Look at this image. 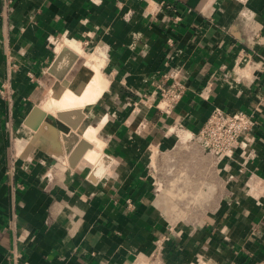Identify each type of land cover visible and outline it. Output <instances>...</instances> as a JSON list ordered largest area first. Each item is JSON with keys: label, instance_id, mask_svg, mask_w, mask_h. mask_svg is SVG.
<instances>
[{"label": "crops", "instance_id": "1", "mask_svg": "<svg viewBox=\"0 0 264 264\" xmlns=\"http://www.w3.org/2000/svg\"><path fill=\"white\" fill-rule=\"evenodd\" d=\"M153 2L158 11L146 0H0V84L13 88L9 109L0 98V264H264V73L235 67L238 55L264 61V0ZM65 36L104 52L107 86L53 116L40 109L50 91L88 82L69 51L52 66ZM167 65L184 87L173 111L133 106ZM214 109L258 110L246 150L215 164L196 143L171 176L147 164L149 149H177L170 129L196 132ZM76 111L66 151L71 128L57 114L74 123ZM43 124L59 154L36 132ZM87 129L103 146L92 165Z\"/></svg>", "mask_w": 264, "mask_h": 264}, {"label": "built area", "instance_id": "2", "mask_svg": "<svg viewBox=\"0 0 264 264\" xmlns=\"http://www.w3.org/2000/svg\"><path fill=\"white\" fill-rule=\"evenodd\" d=\"M146 1L149 3L148 6L151 7L152 12L158 11V9H156L157 5L153 0ZM158 5L162 7L164 3L160 2ZM47 42L48 45L53 46L58 43V39L50 37L47 39ZM168 42H170V39ZM236 60L235 67L243 63L245 65H250L254 70L264 73V61L255 65L250 55H238ZM180 70L181 69H171L168 66L167 70L160 76L158 83L155 84L156 93L147 95L142 94L138 102L133 103V106L148 103L150 108H154L160 113L169 115L179 103L184 93V87L180 82ZM0 98L8 105V109L12 106L13 88L10 80L1 82ZM255 111L258 110L256 109L251 112L239 110L234 112H223L220 109H214L198 131L188 134L186 142L193 140L197 143L200 149L213 159V163L215 164L233 159L238 150L244 151L248 147L244 139L250 137L254 130ZM262 112H264V110ZM183 128L182 125H177L175 131L172 133H175V137L178 135L179 138L180 132L184 131ZM184 133H186V131H184ZM248 158H254V155L250 154ZM129 206L128 204V207Z\"/></svg>", "mask_w": 264, "mask_h": 264}, {"label": "bare ground", "instance_id": "3", "mask_svg": "<svg viewBox=\"0 0 264 264\" xmlns=\"http://www.w3.org/2000/svg\"><path fill=\"white\" fill-rule=\"evenodd\" d=\"M59 46H58V48H59ZM62 48L67 49L70 54L75 55L77 57L78 56L80 57L81 55H83V56L85 55V63L83 62V64L85 67H88L92 70V74H91V77L89 78V80H87L88 78L85 79L88 82L85 85L80 86L81 88L78 90V92H75V90L73 91L72 89H69V88H63L60 90L58 89L59 90L58 92H56V91H50L49 92V94L47 95V98L45 99V101L40 106V109L42 111H44L45 113L52 114L53 116H54L55 112L56 113H57V111L62 112L60 110H63V109H83L86 105H89V104L96 102L98 100V98L100 97L102 91H104V89L107 86V81L104 79L103 75H101V72H100L101 66L98 64H94V63H96V61L102 62V63L105 62L104 61V55L105 54L103 51H101V50L97 51L96 50V52H95L93 50L94 52L87 54L84 52V50L82 49L79 42H77L71 38H68V37H65L63 39ZM75 62H74V64H75ZM74 64L70 69L75 67ZM60 67H62V65ZM91 70H89V71H91ZM50 125H51V123H50ZM45 127H46V125L44 126V124H43L42 126H40L38 128V130L36 129L37 130L36 132L39 134H43L46 137L47 141H50L51 143L54 144V147H53L54 148V150H53L54 155L57 153L59 154V152L57 151V148L59 146L58 145L59 144V133H57L55 131V128H53L51 126H49L47 129H45ZM173 130L174 129H170L169 132H173ZM95 133H96V130L87 129L84 131V134H83V138L86 139L91 144V146H89L87 149L88 151H87L86 155L82 159L85 163H87L89 165H92V163L100 156L99 150L101 148H103V146L100 143H98V141L96 140ZM188 134L189 133H185L184 135H180L179 138L182 141H184V140H186V137L188 136ZM16 143H17V148L19 150L21 148V146H20L21 142L17 141ZM21 145H22V148H21V150H22L24 148L23 147L24 145L23 144H21ZM154 150H156V149L155 148L149 149L148 155L154 154ZM51 153H52V151H51ZM64 158H65V156H64ZM252 183H254V182L252 181Z\"/></svg>", "mask_w": 264, "mask_h": 264}, {"label": "rangeland", "instance_id": "4", "mask_svg": "<svg viewBox=\"0 0 264 264\" xmlns=\"http://www.w3.org/2000/svg\"><path fill=\"white\" fill-rule=\"evenodd\" d=\"M65 37H67V36H65ZM64 37V38H65ZM63 38V39H64ZM63 42H61L60 44H62ZM82 47V46H81ZM82 49L84 50V48L82 47ZM97 51H99V50H97ZM84 52L85 53H91L92 51H90V52H88L87 50H84ZM96 52V51H95ZM81 57V59L78 61V63H77V65H75V67L73 68V69H78V67L79 66H81V72H82V74H83V79L85 80V79H89L90 77H91V74H92V70L90 69V68H88V67H85L84 66V64H83V62L85 63V55L83 56V55H81L80 56ZM101 58V57H100ZM103 59V58H102ZM105 61V60H104ZM94 64H98V65H100L101 66V69H100V72H101V75H103V73H104V71H103V69L105 68V62L104 63H102V62H97L96 61V63H94ZM89 70H91V71H89ZM103 77H104V75H103ZM104 79H105V77H104ZM106 80V79H105ZM87 81V80H86ZM183 130L184 131H186V133H193V131H191V130H189V129H185V128H183ZM175 131V129L173 130V132ZM184 131H181L180 132V134H179V136L180 135H184L185 133H184ZM188 131V132H187ZM173 136H174V138H175V133H173L172 134ZM175 142H174V144H177V149H175V148H173L174 146H172V147H170V148H168V149H158V151H157V153L158 154H151V155H149V157H148V162H147V164L148 163H150L151 164V166H154V167H156V170H157V167L158 168H160V170H162L163 171V174L164 175H166V176H171L172 175V170H170L171 169V167H173V165L175 164V162H182V160L184 159L185 160V158L187 157V155L191 152L192 153V151H193V145L194 144H196L193 140H189V142H186L187 141V138H186V140H184V141H182V140H180V138H178V135H177V137L175 138ZM24 145V144H23ZM24 147V146H23ZM181 147V149H183V150H181L180 151V148ZM23 150V149H22ZM154 151H156V150H154ZM178 152H180V153H178ZM20 154V153H19ZM188 158V157H187ZM184 163L182 162V163H179V164H177V165H183ZM150 166V165H149ZM164 169V170H163ZM189 172V170L187 169V173ZM154 173V171H152V168L149 170V174H153ZM185 174L184 173H181V174H178V175H175V177H177V178H179L180 179V183L179 184H182L184 181L182 180V179H185V180H187V178L184 176ZM173 177H174V175H173ZM176 178V179H177ZM168 178H164V180H167ZM177 181V180H176ZM170 194H172V192L170 191L169 192ZM179 196H181V197H184L183 196V194L181 193V195H179L178 194V197ZM180 210H182V212H186L185 214L187 215L188 213L189 214H194L195 213V207H193V206H180ZM184 215V214H183Z\"/></svg>", "mask_w": 264, "mask_h": 264}, {"label": "water", "instance_id": "5", "mask_svg": "<svg viewBox=\"0 0 264 264\" xmlns=\"http://www.w3.org/2000/svg\"><path fill=\"white\" fill-rule=\"evenodd\" d=\"M65 53H68V50L65 49V48H62V50L60 51V53L55 57L53 63H52V66H57L60 62V59L63 57V55ZM75 59V56H71V60H70V63L69 65L72 63V61ZM58 79H61V76H57ZM36 110V109H34ZM77 114V119L74 123H70L68 122L65 117H64V114L63 113H58L57 114V117L59 119H61L64 123H66L71 129L68 130L66 133H62L61 135V138H62V141L64 143V147H65V150L68 151V143L71 142L72 140H75L77 139L78 135L74 132V129L76 128V123L79 121V119L81 118V115H80V112L79 111H76L74 112ZM82 144V150L85 149V148H88L89 145L87 143H85L84 141L81 142ZM81 150V151H82ZM101 161H103V163H105L107 161L106 157H103L101 159ZM100 161V162H101ZM71 163H73V160H70ZM100 169V168H99ZM99 169L97 167L94 168L95 172H94V175H98L99 173ZM94 177V176H93Z\"/></svg>", "mask_w": 264, "mask_h": 264}]
</instances>
